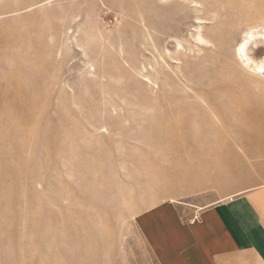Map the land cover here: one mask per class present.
I'll list each match as a JSON object with an SVG mask.
<instances>
[{"label":"rangeland","instance_id":"374dc122","mask_svg":"<svg viewBox=\"0 0 264 264\" xmlns=\"http://www.w3.org/2000/svg\"><path fill=\"white\" fill-rule=\"evenodd\" d=\"M260 19L264 0H0V264H152L138 213L264 160V75L235 55Z\"/></svg>","mask_w":264,"mask_h":264},{"label":"crops","instance_id":"0c3cea01","mask_svg":"<svg viewBox=\"0 0 264 264\" xmlns=\"http://www.w3.org/2000/svg\"><path fill=\"white\" fill-rule=\"evenodd\" d=\"M242 160L225 188H169L182 196L138 213L135 227L152 264H264V160ZM219 199L199 206L201 193Z\"/></svg>","mask_w":264,"mask_h":264},{"label":"bare ground","instance_id":"6f19581e","mask_svg":"<svg viewBox=\"0 0 264 264\" xmlns=\"http://www.w3.org/2000/svg\"><path fill=\"white\" fill-rule=\"evenodd\" d=\"M244 1H246V2H249V3H251V4H253L254 5V3H255V0H244ZM263 26H262V25ZM253 27H256V28H264V19H260V21L259 20H255V21H252L248 26H247V29L243 32V36H242V39H241V41L238 43V45L236 46V49H235V55L239 58V60H240V62H241V64L242 65H246L247 67H249L253 72H255L256 74H261V75H264V65H260V64H256V63H254L250 58H248L247 57V55H246V51L244 52V54L242 55L241 53H239L238 51H237V49L239 48V45H240V43H242L243 42V38H244V33L245 32H248V31H250ZM262 35H263V33H257L256 34V36H257V38L255 39V40H253L252 41V43L254 44V43H259L258 42V40L257 39H259V37L261 38L262 37ZM196 40L199 42V43H202V44H205V45H209V42L208 41H206L204 38H203V36H202V34L200 33V31H197V34H196ZM256 43V44H257ZM252 44V45H253ZM255 44V45H256ZM250 45V44H249ZM144 78V77H143ZM146 80H147V82H150L151 84H152V82L148 79V78H145ZM149 101V100H148ZM147 101V102H148ZM168 119V118H167ZM169 121H171V120H169ZM171 123V122H170ZM169 124V123H168ZM172 128H168L167 129V131H165V134H164V136H163V138L165 137L166 139V141H167V143H169V144H172L173 145V143H174V145L176 144L174 141L175 140H173V139H177V140H183V137H181V136H179L178 135V133H175L174 131L176 130H173V126H171ZM166 128V127H165ZM164 140V141H165ZM171 140H173V141H171ZM171 142H173V143H171ZM177 142V141H176ZM166 143V142H165ZM176 146V145H175ZM170 147V146H169ZM173 147V146H172ZM174 148V147H173ZM170 149V148H169Z\"/></svg>","mask_w":264,"mask_h":264},{"label":"snow or ice","instance_id":"6c2138e0","mask_svg":"<svg viewBox=\"0 0 264 264\" xmlns=\"http://www.w3.org/2000/svg\"><path fill=\"white\" fill-rule=\"evenodd\" d=\"M257 33H264V28L253 27L250 31L245 32L244 33L243 42L240 43L239 48L237 49V51L243 55L245 50L249 46V44L253 40H255ZM261 38H264V36H262Z\"/></svg>","mask_w":264,"mask_h":264},{"label":"clouds","instance_id":"9594fccd","mask_svg":"<svg viewBox=\"0 0 264 264\" xmlns=\"http://www.w3.org/2000/svg\"><path fill=\"white\" fill-rule=\"evenodd\" d=\"M256 38H257V36H256ZM256 38H255V39H256Z\"/></svg>","mask_w":264,"mask_h":264}]
</instances>
